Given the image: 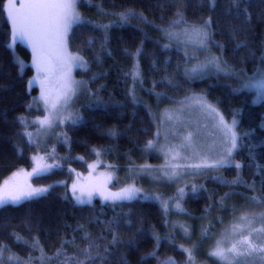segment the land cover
<instances>
[{
  "label": "trees",
  "instance_id": "16d2710c",
  "mask_svg": "<svg viewBox=\"0 0 264 264\" xmlns=\"http://www.w3.org/2000/svg\"><path fill=\"white\" fill-rule=\"evenodd\" d=\"M89 1L78 2L84 18L71 26L67 47L86 60V69L76 74L92 95L80 105L78 119L63 126V140L56 144L60 165L30 178V184L48 187L46 192L0 204V264L14 262L7 260L10 253L20 259L18 264H186L181 246L191 242L171 231L158 202L134 197L78 204L68 189V167L84 170L87 157L96 151L123 165L118 168L135 164L154 135L153 110L164 99L203 94L226 117H237L236 164L217 168L226 180L208 178L197 200L185 198L186 209L196 220L206 210L220 208L218 203L246 206L256 193L261 201L251 206L264 210V99L255 102L253 91L236 88L231 76L186 75L181 69L184 53L166 46L157 34L158 28L177 22L207 26L223 62L251 74L264 64V0ZM6 5L7 0H0V185L31 166L35 144L21 119L42 115L41 108L31 105L37 92L28 84L31 53L18 41L14 50L8 46L12 32ZM15 55L23 60L22 69ZM133 62L140 64L147 87L139 88L138 99L130 94Z\"/></svg>",
  "mask_w": 264,
  "mask_h": 264
},
{
  "label": "rangeland",
  "instance_id": "374dc122",
  "mask_svg": "<svg viewBox=\"0 0 264 264\" xmlns=\"http://www.w3.org/2000/svg\"><path fill=\"white\" fill-rule=\"evenodd\" d=\"M79 1L7 0L12 32L8 46L14 50L18 41L31 53L29 64L33 74L28 84L37 87L31 105L41 108L42 115L21 119L27 138L35 144L32 164L13 172L1 183L0 204L46 192L48 187L32 185L30 178L60 165L56 144L63 140V126L78 119L80 105L85 103L87 95L88 99L92 95L83 77L76 74L78 69H86V60L70 53L67 47L71 26L84 18L79 11ZM107 16L117 18L116 15ZM207 33V26L179 22L157 29L166 46L178 47L184 53L181 69L186 75L231 76L236 88L253 91L255 102L263 100L264 64L246 75L231 69L220 54H216V41L211 38L210 31L208 36ZM15 58L22 69L23 60L17 55ZM165 68L163 63L161 71ZM130 73V94L138 99L139 88H147L138 62H133ZM164 100L153 110L155 132L138 152L139 161L135 164L118 168L123 165L111 163L102 152L96 151L93 157H87L84 170L68 167V189L74 202L85 204L95 198L118 201L134 197L154 200L169 217L171 231H180L179 237L191 242L181 246L186 264H264V210L251 206L261 201L254 195L256 193L245 196L249 199L246 206L218 203L220 208L214 211L210 208L196 220L184 205L187 196L192 200L200 197L199 191L208 178L215 177L219 182L226 180L217 175V168L236 164L237 117H226L203 94ZM28 124H32L31 127H27ZM261 125L264 127V117ZM224 207H227V216L222 211ZM217 213L222 216L217 217ZM195 221L196 236L192 233ZM7 256V260H14L12 264H18L20 259L12 253ZM164 264L177 263L167 261Z\"/></svg>",
  "mask_w": 264,
  "mask_h": 264
}]
</instances>
